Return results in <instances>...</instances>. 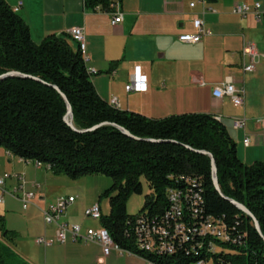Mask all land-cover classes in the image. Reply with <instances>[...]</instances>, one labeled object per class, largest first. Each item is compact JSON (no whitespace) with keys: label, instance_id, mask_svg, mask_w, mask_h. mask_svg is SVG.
<instances>
[{"label":"trees","instance_id":"obj_1","mask_svg":"<svg viewBox=\"0 0 264 264\" xmlns=\"http://www.w3.org/2000/svg\"><path fill=\"white\" fill-rule=\"evenodd\" d=\"M108 2L84 0V5L106 10ZM10 71L28 78L0 80V147L21 161L48 166L54 176L109 178L110 187L98 196V202L102 197L108 199L109 212L101 214L99 223L121 250L155 264H264V239L249 218L215 191L209 157L186 148L213 156L223 196L243 204L254 215L264 238V161L242 163L234 141L214 116L188 113L154 120L116 109L97 95L78 46L73 50L67 38L55 35L36 44L22 18L0 0V76ZM60 93L71 106L76 130L109 123L139 139L163 142L135 141L109 125L76 132L63 120L66 103ZM141 178L151 190L142 208L149 217H161L169 209L168 192H191V184L180 178L196 180L203 214L222 220L229 234L240 241L214 239L216 252H209L204 244L203 249L180 257L140 249L127 235L139 214H127L126 206L132 195L142 193ZM0 236L11 246L18 237L7 229L3 216ZM0 264L27 263L0 242Z\"/></svg>","mask_w":264,"mask_h":264},{"label":"crops","instance_id":"obj_2","mask_svg":"<svg viewBox=\"0 0 264 264\" xmlns=\"http://www.w3.org/2000/svg\"><path fill=\"white\" fill-rule=\"evenodd\" d=\"M5 2L12 10L21 3L15 13L28 26L36 44L46 36L55 35L67 38L71 48L76 50L77 44L72 41L70 31L78 27L83 29L85 66L88 71H95L92 84L103 101L109 103L115 97L119 110L154 120L188 113L217 116L234 141L242 163L251 165L264 161L259 125L264 117V17L261 23H257L252 15L241 18L232 13L235 5L256 2L264 13V0H217L215 3L204 0H120L123 17L116 25L111 24L112 15L107 11L100 7L86 8L84 0ZM207 7L215 12L206 11ZM194 19H202L212 35L203 37L198 44L180 43L179 35L195 33ZM247 42L254 43L261 55L251 73L242 69V49ZM116 61L118 64L114 65ZM135 67H140L146 77L144 92L125 91ZM228 80L244 90L241 107H234L228 97L213 95L214 89ZM236 118L245 120L244 128L233 127ZM245 138L249 140L247 146L243 142ZM14 166L12 173L23 175L28 190L33 185L39 186L36 202L22 210L35 208L41 219L36 238L44 237L52 242L48 247L35 242L27 247L17 241L24 230L7 227L18 235L16 254L23 261L27 264H143L140 257L132 254L119 255L111 251L105 256L96 244L54 242L55 228L44 224L41 210L58 197H74L75 202L66 209L63 221L77 224L82 230L98 228L101 226L99 222L83 215L88 207L95 203L99 205L98 197L97 201L95 199L98 194L90 202H78L71 193H62L60 187L65 186V181L60 179L61 176H54L45 168L42 172V168L37 169L33 163L20 159ZM4 212L0 210V216L4 217L6 224L9 215ZM26 231L32 232L29 222Z\"/></svg>","mask_w":264,"mask_h":264},{"label":"built area","instance_id":"obj_3","mask_svg":"<svg viewBox=\"0 0 264 264\" xmlns=\"http://www.w3.org/2000/svg\"><path fill=\"white\" fill-rule=\"evenodd\" d=\"M21 3L13 9L16 12ZM191 7L194 4L190 5ZM107 11L112 15L111 24L116 25L122 21V12L120 0H109ZM206 11L214 13L210 7ZM232 13L241 18L247 15H252L257 23H261L264 13L261 11L260 4H238L233 7ZM193 27L194 34H182L178 36V41L183 44H198L203 37L211 36L212 33L208 30L202 19H194ZM70 37L74 41L82 53L84 62L87 60L85 55V41L82 28H74L70 31ZM243 71L251 73L256 69L260 60V53L256 45L252 42H247L242 49ZM90 74H95V71H88ZM147 89L146 77L142 75L140 67H135L129 83L125 86L126 92H144ZM213 95L217 98L228 97L234 107H241L244 102V90L235 87L230 80L215 88ZM109 103H112L116 109L119 108L117 99L112 98ZM215 117V116H214ZM220 121L219 117H215ZM261 133V147L264 151V117L259 121ZM245 126V120L242 118L234 119L233 127L242 129ZM244 145L247 146L249 140L244 139ZM25 162V161H24ZM30 163V162H25ZM37 169L44 168L49 171V167L37 162H31ZM179 180V179H178ZM191 184V192L188 194H179L176 192H168L167 197L170 202V207L161 217L151 218L147 211L139 214L132 225L131 236L134 245L146 246L147 248L156 249L162 257L172 256H188L190 252L197 249H203L204 244L209 252H216L217 248L214 241H209V234H218V239H225L228 242L236 244L240 241L239 237H232L229 234L227 226L222 220L214 219L211 216H205L202 209V198L200 194V184L196 180L181 179ZM8 181H13L15 186L12 189L6 187ZM38 185H33L31 189L25 187L23 175L16 173H4L0 176V205L4 203L5 197H11L17 200L21 208L26 210L29 206L38 199ZM75 202L74 197L61 196L53 203L48 204L41 210L44 224L52 225L55 228L54 242L57 244H65L67 241L80 242L83 244H96L100 246L103 255L108 256L111 251L119 255L127 253L121 250L112 240L108 231L102 226L98 228H82L77 224H69L63 221L66 209ZM204 208V207H203ZM85 218L99 222L101 218V209L98 203L93 204L84 210ZM35 244L43 247H48L52 244L51 241L44 237L35 239ZM130 254V253H127ZM131 255V254H130ZM137 257V256H136ZM139 258V257H138ZM143 264H154L140 258ZM200 261L197 264H204Z\"/></svg>","mask_w":264,"mask_h":264},{"label":"rangeland","instance_id":"obj_4","mask_svg":"<svg viewBox=\"0 0 264 264\" xmlns=\"http://www.w3.org/2000/svg\"><path fill=\"white\" fill-rule=\"evenodd\" d=\"M6 151L0 147V174L2 173H12L14 166L16 164L17 158H15L12 155L6 156ZM42 172H44V166H42L41 169ZM60 179H63L62 181H65V186L60 187L63 194L71 193L72 195L76 196V201L78 202H90L95 198V195H100L102 192L107 190L111 185V180L105 176L101 175H91V176H84L80 177L77 180H70L64 176H61ZM142 184V193L140 195H132L126 206V212L129 215L135 216L137 214H140L142 211V208L144 206L145 196L149 195L151 193V190L149 189V186L144 178H141L140 180ZM14 185L13 181H8L6 183V187ZM96 195V201L97 197ZM36 202V201H35ZM100 209L102 214L106 215L109 212V204L108 199L105 197H102L100 202ZM0 210L5 211L4 214L9 215V223H6V227L9 228H20L23 229V236L21 238H18L17 241H22V244L26 245L27 247H30V245H35L34 240L38 236L36 235L37 232H39L41 228V222L37 216L38 212L35 210V208H29L27 211H23L20 204L13 201L10 198L5 199L4 205L0 206ZM29 216V217H28ZM80 216V214H79ZM29 218V219H28ZM27 222L29 224L31 223V229L32 232L26 231ZM16 241V243H17ZM0 242H2L4 245L11 247V249L16 253V243L12 246L7 244L6 242L2 241L0 236ZM40 249H43L40 247ZM204 264H212L211 261L206 262Z\"/></svg>","mask_w":264,"mask_h":264},{"label":"water","instance_id":"obj_5","mask_svg":"<svg viewBox=\"0 0 264 264\" xmlns=\"http://www.w3.org/2000/svg\"><path fill=\"white\" fill-rule=\"evenodd\" d=\"M11 77L28 78V77L20 74L19 72L10 71V72H7V73L1 75L0 76V80H4L6 78H11ZM54 89L59 92V90L56 87H54ZM61 97L63 98L64 102L66 103V113L64 115L63 120H64V122L66 123L67 126H69L72 130H74L76 132L93 131V130L97 129L100 126H104V125L107 126V125H109V126H112V127L116 128V129H118L123 135H125L126 137H128V138H130L132 140H135V141H145V142H149V143H160V142H163V141L153 140V139H143V140L142 139H139V138L131 135L126 129H124L122 127H119L116 124H109V123H102L100 125L94 126L91 129L84 130V131L76 130L75 127L73 126V123H72L73 114H72L71 106H70V104L68 103L66 97L63 94H61ZM186 148L189 149V150H191V151H193L194 153H197V154H200V155H204V156H208L209 157V159H210V169H211L210 170L211 171V182H212V185H213L215 191L223 199H225L226 201H228L236 210H238L243 215H245L247 218H249L252 221L253 227L255 228V230L257 231V233L259 234V236L262 239H264L263 236H262V234H261V230H260L259 223H258L257 219L254 217V215L243 204L238 203L235 200L228 199V198H226V197L223 196V194H222V192H221V190L219 188L218 179H217V168H216V164H215V160H214L213 156L210 153H207L205 151L194 150V149H191L189 147H186Z\"/></svg>","mask_w":264,"mask_h":264},{"label":"bare ground","instance_id":"obj_6","mask_svg":"<svg viewBox=\"0 0 264 264\" xmlns=\"http://www.w3.org/2000/svg\"><path fill=\"white\" fill-rule=\"evenodd\" d=\"M110 105H112V103H110ZM113 106V105H112ZM115 107V106H114ZM214 239H218V234H209V241H211V240H214ZM219 240H223V241H226L225 239H219ZM139 248L140 249H143V250H145V251H156V249H154V248H147L146 246H141V245H139ZM143 259V258H142ZM145 260V259H144ZM145 261H147V260H145ZM148 262H150V261H148ZM151 263H153V262H151ZM155 264V263H154Z\"/></svg>","mask_w":264,"mask_h":264}]
</instances>
